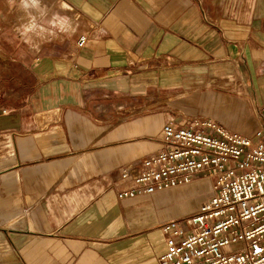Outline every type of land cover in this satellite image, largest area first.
Instances as JSON below:
<instances>
[{
	"label": "crops",
	"instance_id": "0c3cea01",
	"mask_svg": "<svg viewBox=\"0 0 264 264\" xmlns=\"http://www.w3.org/2000/svg\"><path fill=\"white\" fill-rule=\"evenodd\" d=\"M44 2L77 28L34 51L14 31L19 13L0 0V264H121L111 253L134 240H127L128 224L118 212L120 231L110 238L104 188L99 209L98 201L79 202L72 190L31 184L44 182L46 172L35 177L25 167L93 147L104 156L116 141L127 149L119 162L137 163L156 148L157 135L141 126L151 115L126 118L144 107L140 98L161 79L263 83L264 0H64L63 10L58 0ZM82 33L87 39L78 45ZM100 99H127L124 123H98ZM203 184L172 193L201 191ZM94 218L101 222L97 233L90 229Z\"/></svg>",
	"mask_w": 264,
	"mask_h": 264
},
{
	"label": "rangeland",
	"instance_id": "374dc122",
	"mask_svg": "<svg viewBox=\"0 0 264 264\" xmlns=\"http://www.w3.org/2000/svg\"><path fill=\"white\" fill-rule=\"evenodd\" d=\"M159 81L157 89H151V94L146 91L143 95L147 97L140 98L144 107L126 118L127 121L151 115L147 117V121L143 118L141 126L151 128L154 136L160 133L162 124L169 120L176 125L192 126L213 134L224 131L252 135L256 129L264 127V82L252 83L244 80L238 83L237 79H188L186 81L161 79ZM127 105H129L127 99L109 102L107 99H100L95 105L94 118L105 126L124 123L121 116L128 113L126 110L123 111ZM115 135L116 133H110V137ZM94 137L95 142L98 138L96 132ZM115 143L116 146L113 145L104 150V156H101V149L98 148L79 149L67 158L61 160L47 158L40 164H30L25 168H30L35 177L39 172H46L47 179L44 182L31 179V184L41 186L44 183L47 188L55 186L72 190L75 195L77 194L79 202L90 204V202L98 201L99 209H101V196L98 195L104 188V201L109 198L110 238L113 240L117 231H120L117 224L121 216L113 215L114 212H118L128 227H131L130 229L127 227L130 231L127 240H134V243L127 245L124 250L111 255L117 256L118 263L121 264H156V257L163 247L164 238L158 227L159 222L196 210L208 197L210 181L202 174H198L192 181L168 188L170 190L162 195L155 192L156 194L136 197L127 195L120 199L118 193L133 185L132 164L135 162H119L125 154L124 150L127 149L120 147L117 141ZM152 144L155 147L157 145L155 142ZM90 154L94 156L88 157ZM86 158L94 159L96 162L86 164ZM103 158L109 160V163L102 164ZM59 171L64 173V177L54 179L55 172ZM200 180L204 183L201 191L186 187L180 193H172V190H178ZM165 197L169 199L166 200ZM155 202L157 205L154 204ZM147 213L150 218L144 220ZM91 215L97 216L95 212ZM141 221H148V224L139 226ZM98 222L99 220L94 218V222L90 225L94 233L101 229V222ZM145 231L148 232V240L145 239Z\"/></svg>",
	"mask_w": 264,
	"mask_h": 264
},
{
	"label": "built area",
	"instance_id": "2783aa9c",
	"mask_svg": "<svg viewBox=\"0 0 264 264\" xmlns=\"http://www.w3.org/2000/svg\"><path fill=\"white\" fill-rule=\"evenodd\" d=\"M86 39L82 33L78 45ZM220 132L166 121L156 148L132 164L133 185L118 193L120 199L188 183L198 174L210 181L196 210L159 222L164 238L156 264H264V127L252 135Z\"/></svg>",
	"mask_w": 264,
	"mask_h": 264
},
{
	"label": "clouds",
	"instance_id": "9594fccd",
	"mask_svg": "<svg viewBox=\"0 0 264 264\" xmlns=\"http://www.w3.org/2000/svg\"><path fill=\"white\" fill-rule=\"evenodd\" d=\"M8 3L19 13L14 31L34 51L61 35L70 37L76 32L72 18L61 11H52L44 0H8ZM58 6L61 10L67 7L64 0H58Z\"/></svg>",
	"mask_w": 264,
	"mask_h": 264
},
{
	"label": "bare ground",
	"instance_id": "6f19581e",
	"mask_svg": "<svg viewBox=\"0 0 264 264\" xmlns=\"http://www.w3.org/2000/svg\"><path fill=\"white\" fill-rule=\"evenodd\" d=\"M172 189H173V188H172ZM167 190H170V189H165V190H162V191H159V192H163V191H167ZM159 192H156V193H159ZM156 193H155V194H156Z\"/></svg>",
	"mask_w": 264,
	"mask_h": 264
}]
</instances>
